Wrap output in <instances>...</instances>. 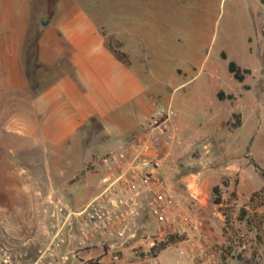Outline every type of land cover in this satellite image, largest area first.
<instances>
[{
	"label": "rangeland",
	"instance_id": "obj_1",
	"mask_svg": "<svg viewBox=\"0 0 264 264\" xmlns=\"http://www.w3.org/2000/svg\"><path fill=\"white\" fill-rule=\"evenodd\" d=\"M151 1L152 7L145 5ZM163 1L173 2V6L169 8L167 4L165 11L170 20L161 25V35L181 36L188 41L190 50L196 48L198 52L194 56H178L168 50L156 58L140 57L153 65L142 80L144 86L153 89V102L168 108L171 117L160 149L164 183L203 220L200 232L194 237L202 243L205 253L184 260L187 264H264V14L260 9L264 5L257 0H0V30L4 28L0 32L13 31L16 37H26L24 47L27 45L29 50L36 37L47 31L40 27L42 18L53 17V10L57 11L61 2L69 7H85L98 21L113 23L133 14L136 18L152 15L163 23L154 15L163 7ZM126 2L133 4L126 6ZM253 15L262 22L259 23L261 41L256 49L257 60L245 80H234L236 85L233 86L225 76L227 72L223 75V70H216L214 64L221 62L227 70L219 51L225 46L230 48L232 43L245 44L247 31L254 28ZM136 28L138 35L146 30L153 33V22L151 27L143 23ZM237 48L234 54L238 62L249 66L247 56L237 53ZM26 54L28 59L29 53ZM134 60L139 59L134 57ZM191 64L196 66L195 70L191 69L187 75L175 72L176 65L186 68ZM223 81L226 86H233L224 88L225 95L233 93L235 98L221 100L222 111H219L214 90ZM135 112L136 121L141 119L142 124H147L149 112L137 106ZM79 148V144L73 142L66 161L84 171L77 184L81 188L74 197L67 195L62 199L74 209L85 207L101 191L105 165L100 158L108 151L100 142L91 143L86 151ZM5 156L9 161V149L4 147L0 149V162L6 160ZM83 156L88 157L94 167L86 168ZM217 184L221 186L219 194L214 191ZM0 188L2 190L3 184ZM194 190H197L196 196ZM254 192L255 199L251 201ZM217 195L221 203H215ZM141 222L143 226L137 238L129 242L130 246L138 243L132 249L134 257L129 264H138L150 256H157L161 264L183 258L180 250L186 243L172 235L158 240L154 221L145 208ZM260 227L262 232H259ZM0 234V264H25L23 257L14 256L9 250L4 233ZM152 240L155 241L153 246H147ZM163 241H167L165 246ZM112 253L109 251L106 257H111ZM87 262L92 263V260Z\"/></svg>",
	"mask_w": 264,
	"mask_h": 264
},
{
	"label": "crops",
	"instance_id": "obj_2",
	"mask_svg": "<svg viewBox=\"0 0 264 264\" xmlns=\"http://www.w3.org/2000/svg\"><path fill=\"white\" fill-rule=\"evenodd\" d=\"M257 1L264 5V0ZM129 2L126 6L133 4ZM167 4L169 8L173 6V2L163 1L161 10L153 13L163 23L152 15L136 18L133 14L109 23L98 21L85 7H69L61 2L57 11L53 10L49 23L44 28L40 26L47 31L36 37L32 46L35 50L24 47L26 37H16L13 31L0 32V149H9L11 155L9 161L5 156L6 160L0 162V174L5 170L0 175V184H3L0 232L4 233L9 250L14 256L23 257L25 264H35L37 248L48 241L47 226L56 201L67 195L74 197L81 188L77 184L84 171L66 161L72 143L86 151L91 143L100 142L108 153L132 146L148 125L158 103L153 102V89L148 90L142 81L153 65L140 57L156 58L168 50L178 56L198 53L196 48L190 50L188 41L181 36L161 35V25L170 20L165 11ZM145 5L152 7L153 3ZM260 9L264 14V7ZM256 15H253V31L245 35V44L232 43L230 48L225 46L219 51L228 71L221 62L214 64L216 70H223V75L227 72L225 76L233 86L237 79L229 71L230 60L254 70L256 49L261 41L259 23H262L255 19ZM151 21L153 33L146 30L143 35L136 34V25L139 28L147 23L151 27ZM236 48L237 53L247 56L249 66L238 62ZM117 50L126 58H119ZM223 52L227 58H223ZM190 66L176 65L175 72L187 75L196 67ZM232 85L226 86L223 81L216 86L214 94L219 111L223 100L219 93L224 88L231 89ZM136 106L149 112L147 124H142L141 119L136 121ZM83 164L86 168L94 167L86 156ZM102 172L104 176L106 169ZM108 244L94 241L73 245L75 253H70L67 261L62 260L63 247L58 252L59 264H110L111 257L106 256L114 248ZM137 244L119 245L128 261ZM150 245L153 243L147 244Z\"/></svg>",
	"mask_w": 264,
	"mask_h": 264
},
{
	"label": "built area",
	"instance_id": "obj_3",
	"mask_svg": "<svg viewBox=\"0 0 264 264\" xmlns=\"http://www.w3.org/2000/svg\"><path fill=\"white\" fill-rule=\"evenodd\" d=\"M171 120L169 109L157 104L145 130L132 146L109 151L100 158L106 172L101 191L85 207L74 209L58 199L47 226L48 241L37 248L35 264H59L58 252L65 247L62 260L75 253L76 243H109L114 248L110 264H129L119 245L135 240L142 228L143 209L154 221L158 240L181 238L183 258L171 264H187L186 257L204 255L199 239L203 220L165 185L160 154ZM183 239V240H182ZM155 243V241H151ZM138 264H161L150 256Z\"/></svg>",
	"mask_w": 264,
	"mask_h": 264
},
{
	"label": "trees",
	"instance_id": "obj_4",
	"mask_svg": "<svg viewBox=\"0 0 264 264\" xmlns=\"http://www.w3.org/2000/svg\"><path fill=\"white\" fill-rule=\"evenodd\" d=\"M117 52V55H118V57L119 58H121V59H125L126 57H125V55L123 54V53H121L119 50H117L116 51ZM222 56H223V58H227V55H226V53H222ZM228 68H229V71L231 72V73H233V75H234V77L237 79V80H239V81H243V80H245V77H246V75L247 74H249L250 72H251V70L249 69V68H243V67H241L236 61H234V60H230L229 61V63H228ZM219 98L220 99H225V98H229V99H233L234 98V94H228V95H225V93L224 92H220L219 93ZM237 114H235V116H236ZM253 163H254V165L257 167V168H259L258 166V164L255 162V161H253ZM214 191H215V193L216 194H219L220 193V191H221V186H220V184H217V185H215L214 186ZM255 195H256V192H254L253 193V195H252V197H251V201H254V199H255ZM215 203H221V198H220V196L219 195H217V197L215 198ZM262 228L260 227L259 228V232H262ZM167 244V241H163V243H162V245L163 246H165Z\"/></svg>",
	"mask_w": 264,
	"mask_h": 264
},
{
	"label": "water",
	"instance_id": "obj_5",
	"mask_svg": "<svg viewBox=\"0 0 264 264\" xmlns=\"http://www.w3.org/2000/svg\"><path fill=\"white\" fill-rule=\"evenodd\" d=\"M49 23V19L48 18H42L41 21V27L44 28L47 24Z\"/></svg>",
	"mask_w": 264,
	"mask_h": 264
}]
</instances>
